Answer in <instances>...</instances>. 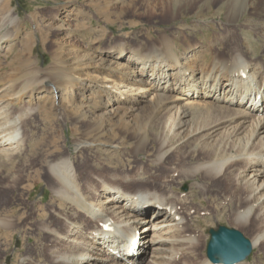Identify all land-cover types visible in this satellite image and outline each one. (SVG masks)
Segmentation results:
<instances>
[{
	"label": "bare ground",
	"instance_id": "bare-ground-1",
	"mask_svg": "<svg viewBox=\"0 0 264 264\" xmlns=\"http://www.w3.org/2000/svg\"><path fill=\"white\" fill-rule=\"evenodd\" d=\"M207 1L221 4L228 20L243 12L256 11L263 2L154 0L149 6L160 7L161 16L169 19L171 2L178 8H192ZM259 11L263 12L262 7ZM15 15L8 11L0 18V32L5 31L0 34V47L12 36L9 28L19 27ZM224 31V36L215 34L218 46L212 63L217 69L210 77L215 84L207 91L198 89L193 79L196 70L182 64L173 42L163 38L157 47L140 43L130 49L124 44L99 48V53L107 54L110 59L125 60L126 66L122 68L111 60L96 61L97 57L91 54L83 55L88 64L86 79L93 78L103 85L97 86L93 99L99 100L100 92L106 97L104 104L97 102L93 108L116 102L118 112L113 117H95L92 113L93 120L86 119L78 98L86 90L90 92V87L84 84L79 74L84 69L79 67L78 72L56 66L44 72L36 63L32 68L27 65L19 86L11 89L8 86L14 102L0 100V152L9 160L15 153L23 152L25 139L40 121L59 128L67 127L72 118L78 125V131L71 129L78 133L70 144L73 149L66 147V140H61L45 151L43 157L34 154L36 161L31 164L38 167L35 179L43 182L44 191L50 192L44 219L36 226L49 264H212L199 253L205 234L201 221L210 213L195 200L211 193L205 180L218 179L225 184L223 205L232 212L234 228L254 227V236L251 242L248 240L251 251L263 245L264 59L246 56V51L234 40L235 29H220ZM261 38L260 57H263L264 34ZM226 46L231 48L229 54L225 53ZM65 55L68 58L70 53ZM136 62L140 70L130 71ZM207 64L201 67V74H207ZM162 81H169V87L161 94L158 88ZM30 92L46 95L40 101L47 110L37 111L38 101L27 95ZM55 94L61 99L58 109ZM26 96L28 101H24ZM143 100L149 103L148 114H144L148 127L134 119L136 115L142 116L138 104ZM13 103L21 104L22 109H9ZM159 124L162 132L154 134L152 129ZM123 131L133 141L127 149L121 136ZM180 146L189 149L186 154H175ZM86 152L87 155L92 152L90 157L95 161L86 157ZM106 152L112 160L109 164L97 159V155ZM123 153L144 154L146 163L132 174L121 161ZM204 154L205 157L199 158ZM190 157L199 161L186 168ZM151 170L155 175L150 174ZM13 184V179H9L6 189H11ZM175 186L191 187L193 191L183 194L174 190ZM253 223L256 226H250ZM129 243L137 245L132 248ZM108 248L119 251L121 257L110 255ZM40 253L43 254L42 250Z\"/></svg>",
	"mask_w": 264,
	"mask_h": 264
},
{
	"label": "rangeland",
	"instance_id": "rangeland-1",
	"mask_svg": "<svg viewBox=\"0 0 264 264\" xmlns=\"http://www.w3.org/2000/svg\"><path fill=\"white\" fill-rule=\"evenodd\" d=\"M152 1L154 0H0V18L8 11H12L16 14V21L19 22V27L9 28L12 36L0 47V100L14 102L10 89L12 86H19V83L23 81L24 71L28 70L25 68L27 65H32V68L36 63L39 69L44 72L52 66L75 69L77 72L80 68L79 70L84 69L79 71L84 84L86 83V86L90 87V92L86 90L83 97L77 95V97L79 96L78 100L83 103L82 113L87 114L86 119L92 121L93 118H90L92 113L95 117L98 115L101 117L116 116L118 112L116 102L103 108L99 106V109L94 110V105L97 102H99L97 105L101 102L104 104L106 97L104 92H100L99 100L93 99L96 93L94 96L92 95L95 90H98L97 86L103 87V85L93 78L86 79L85 74L88 64L82 57L83 55L91 54L97 57L96 61L99 58L104 61L111 60L118 64L119 68L126 66L125 60H114L106 57L107 54H100L99 48L103 45L124 44L130 49L137 48L142 43L147 47H157L161 38L169 40L170 43L173 42L174 51L180 52L181 63L188 66L189 70L190 68L196 70L193 76L194 84L201 91L211 90L214 86L210 77L217 69L212 63L217 54L215 52L216 46H218L216 35L221 33L224 36L226 34L225 31L220 32V29H235L237 34L234 40L246 51V56L264 59V56L260 57L261 35L264 34V0H261V2L263 1L261 5L263 12H260L259 8L261 9V7H258L256 11L240 13L232 20L226 18L221 4L214 5L208 1V4L199 2L192 8L182 6L178 8V5L175 6L171 2V5L168 6L171 17L165 19L161 16L160 7L152 9L149 6ZM250 29L254 32H251ZM3 32L5 31H1L0 34ZM86 43H92V46L87 47ZM230 46H226V54L230 53ZM67 53H70L68 58L71 57V59L63 56ZM61 60L67 61L62 62ZM210 61L212 66L209 68ZM206 63H208L207 74H201L199 71L201 67L205 68ZM139 68L140 65L136 62L130 67V71L140 70ZM189 70L188 73H190ZM8 86L10 89H7ZM168 87L169 81H162L158 93L162 94L163 91H167ZM34 94L30 92L27 95L38 101L37 111L47 110L42 108L40 101V97H46V95L42 92ZM28 96L24 98V101L29 100L30 96ZM48 99L52 100V98ZM60 100L55 94L54 101L57 109L59 108L58 103H61ZM148 105L149 103H146L145 100L138 104V112L142 114L141 118L137 117L138 112L133 113L136 115L134 119H137L140 122L139 125H143V127L145 124L148 127V120L145 119V115L148 114ZM9 109L19 111L22 106L19 103L18 105L13 103ZM55 113L57 110L53 112V117H55ZM39 119H43L42 114ZM51 124L40 121L38 127L32 129V135H27L26 143L24 141L25 148L21 154L17 152L9 160L4 152H0V226H6L0 227V264H49L43 251L45 250L44 243L40 237H37L39 235L36 233V226L38 221L44 219V207L50 200V192L47 189L44 191L43 182L35 179L34 174L38 167L31 164L36 161H34V154L38 155L37 158L43 157L45 151L57 145L61 140H66V147L73 149L70 144L78 134V125L72 118L67 122V127L62 125L55 128ZM71 129L73 131L77 129L76 133ZM152 132L154 134L162 132L161 124L155 125ZM124 133L123 131L121 136L124 137V148L127 149L133 141ZM176 140H174L175 143H178ZM177 150L176 155L179 152L178 155H184L189 149L180 146ZM87 154L88 152L84 153L86 157L95 161V158L90 157L92 152H89L90 155ZM77 155V153L74 154V156ZM97 156L98 161H108L107 164L112 162L110 158H107V152ZM144 157V154L132 156L130 153H123L121 161L125 167L130 168L128 171L134 174L143 166L142 163H146V157ZM203 157L205 154L199 158ZM197 161L199 159L190 157L187 159V165L185 164L186 168L192 167ZM152 172L150 174L155 175L156 172L154 170ZM9 179H13L14 184L11 189H6ZM216 181L218 179L205 180V184H208L207 191L211 193H208L209 195L207 194L204 199L195 200L199 202L201 208H207L210 213L205 220L201 221L200 225L203 228V234H205L200 244L199 253L205 258L206 245L209 240L208 230L216 229L218 226L226 228L235 226L232 225V212L223 205L227 188L224 183ZM175 189L182 191L183 194L193 191V188L187 186L179 188L175 186ZM41 198L42 201H40ZM197 208L199 209V207ZM254 225L256 226L255 223L250 226ZM253 228L245 230L236 227L234 229L251 242L254 236L252 234L255 233ZM263 246L264 243L261 247L252 248L250 256L241 264H264Z\"/></svg>",
	"mask_w": 264,
	"mask_h": 264
},
{
	"label": "water",
	"instance_id": "water-1",
	"mask_svg": "<svg viewBox=\"0 0 264 264\" xmlns=\"http://www.w3.org/2000/svg\"><path fill=\"white\" fill-rule=\"evenodd\" d=\"M207 258L215 264H236L247 258L251 252L247 239L237 230L219 226L209 230Z\"/></svg>",
	"mask_w": 264,
	"mask_h": 264
}]
</instances>
